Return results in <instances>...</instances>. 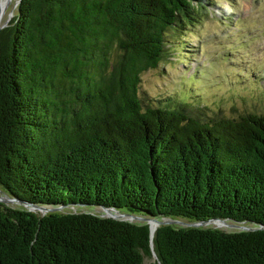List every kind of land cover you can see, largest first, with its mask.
I'll return each mask as SVG.
<instances>
[{
	"label": "trees",
	"instance_id": "obj_1",
	"mask_svg": "<svg viewBox=\"0 0 264 264\" xmlns=\"http://www.w3.org/2000/svg\"><path fill=\"white\" fill-rule=\"evenodd\" d=\"M211 1L21 0L0 31V191L64 209L0 201V264H264L261 79L215 80L230 103L238 87L259 99L230 114L221 92L217 108L197 94V71L174 93L142 91L144 72L190 60L181 40ZM102 206L256 230L162 225L155 259L149 225Z\"/></svg>",
	"mask_w": 264,
	"mask_h": 264
},
{
	"label": "rangeland",
	"instance_id": "obj_2",
	"mask_svg": "<svg viewBox=\"0 0 264 264\" xmlns=\"http://www.w3.org/2000/svg\"><path fill=\"white\" fill-rule=\"evenodd\" d=\"M213 1L206 11H202L198 16L194 15L195 25L189 26L185 31L187 35L181 40L180 44L186 45L185 50L191 49L190 60L187 59V63L180 62L178 58L184 57L186 51H179L175 54L177 57H172L166 65L144 72L142 91L147 99L154 100L167 95L168 91L174 93L176 88H182L185 84L191 86L193 84L202 100L210 105L214 104L216 108L218 104L214 98L221 92L222 106L229 114L232 113V105L240 111L247 109L257 111L261 104L254 95L249 96L252 88L251 90L234 88L238 94L235 95L237 99L230 103L232 96L229 95L232 89L226 87L225 90H221L223 87H218L219 85L215 87V80L220 82L234 79L241 82L251 81L255 77L261 79L260 82L264 84V0ZM18 7L19 0H14L9 7L7 20H12L18 12ZM172 40L178 42L180 39L175 36ZM195 71L201 76V81L189 84L187 77ZM245 84L251 85L248 82ZM205 85L209 88L205 89ZM244 96L247 102H244ZM0 196L5 194L0 191ZM71 208L78 211L74 206ZM95 210L99 213L104 212L102 207ZM42 211L38 212L42 214ZM213 225L226 227L224 224ZM150 263L151 260L146 258L145 264Z\"/></svg>",
	"mask_w": 264,
	"mask_h": 264
},
{
	"label": "water",
	"instance_id": "obj_3",
	"mask_svg": "<svg viewBox=\"0 0 264 264\" xmlns=\"http://www.w3.org/2000/svg\"><path fill=\"white\" fill-rule=\"evenodd\" d=\"M21 3V0H19V4ZM3 9L0 7V31L8 26L10 24V19H8L4 24L1 25V18L3 14ZM5 194V193H4ZM0 201L4 203H10V204H23L24 206L28 207L31 211L38 212L42 211L43 215L47 214L48 212H53V211H61L64 208L63 207H48V206H38L34 204H30L28 202H23L21 200L15 199L10 197L9 195L5 194V196H0ZM104 212H100L103 214L104 217L112 218L115 220H120V221H126L130 223H135V224H143L146 223L149 225L150 230H151V247L153 251V257L155 259L158 258V255L154 249V236L157 231V229L162 226V225H180L184 227H213L217 228L220 230H224L227 232H232V231H243V230H256L255 227L247 225L245 222H236L231 219H223V218H212L206 221H197V222H191V221H185L181 219H172V218H162L158 219L156 217H146V216H141V215H136L132 213H127V212H122L118 210L115 207H104L102 206ZM73 210V209H72ZM74 212H78L77 210H73ZM220 221L222 222L226 227H220V226H214L212 225V222Z\"/></svg>",
	"mask_w": 264,
	"mask_h": 264
},
{
	"label": "bare ground",
	"instance_id": "obj_4",
	"mask_svg": "<svg viewBox=\"0 0 264 264\" xmlns=\"http://www.w3.org/2000/svg\"><path fill=\"white\" fill-rule=\"evenodd\" d=\"M14 0H0V7L4 10L1 18V25L4 24L7 20V15L9 14V7L13 3ZM14 14V13H12ZM213 224H223L220 221L212 222Z\"/></svg>",
	"mask_w": 264,
	"mask_h": 264
}]
</instances>
